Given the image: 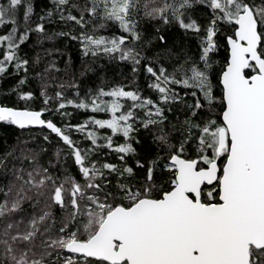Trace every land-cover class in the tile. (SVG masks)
I'll return each instance as SVG.
<instances>
[{
    "label": "snow or ice",
    "instance_id": "snow-or-ice-1",
    "mask_svg": "<svg viewBox=\"0 0 264 264\" xmlns=\"http://www.w3.org/2000/svg\"><path fill=\"white\" fill-rule=\"evenodd\" d=\"M50 4L37 15L33 0H0V78H18L5 95L25 102L0 104V121L47 129L43 141L61 144L47 160L48 148L27 142L0 156V264H264V0ZM109 28L118 31L99 34ZM170 30L194 36L198 55L169 47ZM33 35V49L52 57L43 67L24 50ZM60 37L84 57L129 63L155 97L118 84L80 98L74 75L56 84L62 53L44 44ZM30 73L39 109L21 90ZM68 106L91 114L45 118L70 117Z\"/></svg>",
    "mask_w": 264,
    "mask_h": 264
},
{
    "label": "trees",
    "instance_id": "trees-1",
    "mask_svg": "<svg viewBox=\"0 0 264 264\" xmlns=\"http://www.w3.org/2000/svg\"><path fill=\"white\" fill-rule=\"evenodd\" d=\"M257 2H259V0H257ZM33 3L37 15L40 14L41 9L51 7L50 0H33ZM202 15L203 9L197 13V16ZM20 18L22 19V13L20 14ZM35 19L36 17L34 16L33 20ZM48 28L49 31L61 30V27H57L55 24L48 25ZM63 30L66 31L67 29ZM91 30V26H89V31ZM116 31L109 28L99 34L110 37L115 35ZM151 33L152 29L149 28L145 33V37H150ZM35 42L36 37L33 35L29 43L24 46V50L27 51L30 56H34L36 53H39L44 61L41 65V67H43L48 60L52 59V57L45 59L44 52L39 46L33 49ZM53 43L55 47L61 50L62 53L61 55H57L55 57L56 64L60 69L59 73L53 72V76L56 77L55 83L58 84L61 81H70L74 75L76 77V81L80 84V98H83L86 95L89 88H109L118 84H123L130 89L139 88L144 95H153V97H155V94L151 93V90L147 88V84L142 73L133 77L131 73V65L129 63L120 62L119 60H109L108 57L103 55L95 58L91 55L84 57L81 52L80 44L77 41H72L63 37L57 38L54 42H45L44 48L52 47ZM219 43L221 44V47L218 52L213 55V67L216 72L219 71V64H216L215 62L219 61L222 63L224 57L226 56V52L223 47L225 43L223 37L220 38ZM168 46L172 47L176 53H181L183 50L188 55H198L199 41L194 36H184V34L179 30H170L168 34ZM69 58L71 59L69 60ZM86 67L95 69V71H87L84 76H81L80 73L83 72ZM29 76V80L25 83V85L21 86V90L34 92L37 99L34 102L29 103L32 107L39 109L42 106V99L39 98L40 81L35 79L32 73H30ZM17 79L18 78H14L12 76L0 78V104H7L8 106L18 105L19 107H24L25 102L18 101L15 93L5 95V93H9L10 89L17 84ZM48 91L50 96H54L56 88L51 86V82ZM64 91L69 99H76L74 89L65 88ZM53 103H55V101H53ZM67 112L72 115L62 119L60 115L45 113V118L53 119L58 125L66 123L69 120L71 123L76 124L83 123L87 119V116L91 114L90 112H86L84 110L75 109L72 106H68ZM181 119H183L182 115ZM43 134H48V130L44 129ZM43 134L41 133V129H20L14 125L0 121V156L5 155L14 148H18L20 144L27 142L30 147H36L37 144H40L48 148V154L45 157V160H47L48 156H52L57 149L61 147V144L54 135L51 138V144H47L43 141ZM73 135L75 139H82L79 135ZM148 140H150V137ZM148 140H145V145L143 147L135 145L141 154H144L146 151ZM121 142H123L122 138L117 140V143ZM85 143L87 142L85 141ZM109 159L112 160V162H117L114 156L109 157ZM129 163L134 166V160H129ZM56 215L57 217L60 215L58 209L56 210Z\"/></svg>",
    "mask_w": 264,
    "mask_h": 264
},
{
    "label": "water",
    "instance_id": "water-1",
    "mask_svg": "<svg viewBox=\"0 0 264 264\" xmlns=\"http://www.w3.org/2000/svg\"><path fill=\"white\" fill-rule=\"evenodd\" d=\"M26 129V128H25ZM35 129H40V128H38V127H35ZM47 130V129H46Z\"/></svg>",
    "mask_w": 264,
    "mask_h": 264
}]
</instances>
